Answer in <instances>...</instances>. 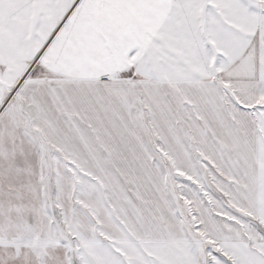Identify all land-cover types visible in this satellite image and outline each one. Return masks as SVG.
<instances>
[{
	"label": "snow or ice",
	"instance_id": "1",
	"mask_svg": "<svg viewBox=\"0 0 264 264\" xmlns=\"http://www.w3.org/2000/svg\"><path fill=\"white\" fill-rule=\"evenodd\" d=\"M0 264H264V0H0Z\"/></svg>",
	"mask_w": 264,
	"mask_h": 264
}]
</instances>
